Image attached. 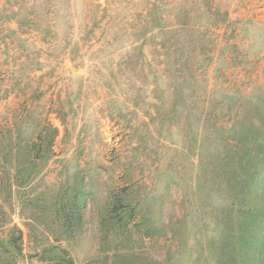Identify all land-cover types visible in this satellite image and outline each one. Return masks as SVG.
<instances>
[{
  "label": "rangeland",
  "instance_id": "rangeland-1",
  "mask_svg": "<svg viewBox=\"0 0 264 264\" xmlns=\"http://www.w3.org/2000/svg\"><path fill=\"white\" fill-rule=\"evenodd\" d=\"M126 1L48 0L49 9L61 15L52 19L54 35H46L44 40L39 30L43 23L18 26L11 19L10 10L18 9V0H0V240L12 235L18 238L22 258L15 264H50L56 255L49 249L51 244L66 251L65 256L72 260L66 264H112L114 259L117 264H216L222 243L211 213L219 214L218 200L229 188L219 183L221 176H213L211 158L223 143L215 141L204 152L211 151L212 156L200 162L196 150L187 151L182 133L170 143L153 137L151 129L147 137L150 151L130 150L138 131L128 128L119 114V107L129 108L130 103L116 88L114 93L106 90L99 77L109 58L117 61L130 49V37L113 40L114 27L129 29L145 23L138 15L145 1ZM181 2L167 0L169 14ZM209 3L227 12L229 22L206 24L217 39L209 49L210 63L197 74L199 83L214 100L222 99V94L233 98L223 105L229 107V117L216 108L218 123L250 126L261 132L264 0H200V9ZM25 8L21 6V12ZM37 10L42 11V6ZM203 13L200 24L207 19ZM64 14H68V26L63 23ZM224 37L227 45H223ZM151 50V45L144 44L145 54ZM144 92L149 98L147 90ZM137 112L141 116L140 109ZM171 120V125L182 123L177 114ZM19 121L24 144L36 137L42 124L57 129L52 154L31 183V191L16 185L15 156L19 162L25 157L22 148L12 143L16 140L14 125ZM135 123L133 119L131 124ZM231 134L226 133L229 142L234 139ZM252 136L250 132L248 137ZM132 156L144 164L129 171L119 165ZM76 168L84 174L85 204L79 218L65 220L55 211L54 189ZM256 170L248 188L264 200L263 160ZM124 172L133 175L132 189L126 187L127 177H119ZM214 178L218 180L215 186ZM204 181L208 185L203 187L200 183ZM123 192L131 193L129 199L141 197L142 205L126 222L116 223L107 213L113 195ZM65 198L67 195L62 202L67 206L71 201ZM232 222L234 236L225 240L224 252L234 248L236 264H264V229L251 237L236 232L235 218Z\"/></svg>",
  "mask_w": 264,
  "mask_h": 264
},
{
  "label": "trees",
  "instance_id": "trees-1",
  "mask_svg": "<svg viewBox=\"0 0 264 264\" xmlns=\"http://www.w3.org/2000/svg\"><path fill=\"white\" fill-rule=\"evenodd\" d=\"M18 1L20 2L18 9L10 10V17L18 26H38L35 22L37 21L43 23V27L41 26L39 30L44 33V40L46 35H54L55 31H51L50 26L54 24L52 19H59L60 11L50 10L48 0ZM144 1L145 5L138 15L145 23L141 26H130L129 29L125 26L114 27L113 40L119 42L121 39L125 40L130 37L128 39L130 49H127L117 61L109 58L106 70L101 71L99 77L101 80L104 79L102 85L106 90L114 93L116 88L124 95V101L130 103L129 108L122 107V109H127L124 112L119 107V114L124 118L127 127L133 132L138 131L139 137L136 138V143L130 146V150L150 151L147 146V137L150 135V130L154 129L153 137H163L170 143H175L182 133L180 138L185 142L187 151L195 152L196 150L200 156V162L214 153L211 158L214 168L213 176H216L215 178L221 176L219 183L229 188L228 194L218 200L217 206L221 204L222 207L219 208V214L211 213L217 224L216 229L219 233L217 237L222 243L219 245L220 250L217 251L216 264H236L234 248H229L224 252L225 240L234 236L232 233L233 218H235L236 232L242 235L246 233V235L256 237L261 235L257 232L264 229V200H260L262 197L248 188L252 181L251 177L257 175V164L264 161V130L261 129L259 132L258 128L250 126L240 127L235 123L225 126L218 123L216 108L222 116L228 114L229 117V107L223 105L228 103L226 100L230 101L233 98L222 94V99H212L211 96L206 95L205 87H202L198 80L199 75L197 74L203 71L211 61L209 49L217 39V35L209 30L208 25L216 21L227 24L229 22L227 12L220 11L217 7L212 8L211 3L207 4L204 9H200V0H182L176 8L173 7V12L169 14L167 0ZM21 6L22 9L23 6L26 7L22 12ZM37 6H42V11L38 12ZM125 10H128L127 7ZM204 10H206L205 13H203ZM200 13L207 18L201 24ZM63 17L64 25L68 26V14H64ZM227 41L228 38L224 37L223 45H227ZM144 44L152 46L149 55L143 51ZM146 90L149 98H145L144 91ZM76 94L77 92L74 96ZM197 103L202 105L199 106ZM138 109L141 111V116H137ZM182 109L185 110L184 113ZM256 112L259 113L257 110ZM261 112L264 110L261 109ZM175 113L182 119V123L180 125L177 123L176 126L171 125V119L176 115ZM133 119L136 121L135 124H131ZM200 124H202V131H200ZM21 125V121L14 125L16 140L12 142L13 145L18 146L17 149L22 148L25 154L20 162L15 156L16 163L18 162L16 185L19 189L27 187L29 189L34 178L52 154L51 145L57 129L51 125L42 124L37 130L36 137L30 138L24 144ZM152 125L153 128H151ZM229 132L232 133L229 137H234L231 142L226 137V133ZM250 132L253 134L252 138L248 137ZM217 140L223 143L220 145L221 148H217L213 153L210 151V154H204L211 145H215ZM248 142L251 144L250 148ZM251 155H253L252 159L248 157ZM112 162L117 163V160ZM142 162H138L132 156L124 163L119 162V165L129 171L138 165H143L144 162ZM237 164H239V169ZM243 169H247V172ZM79 171L80 169L76 168L70 175V180L66 175L67 177L60 181L54 189L57 202L55 211L60 213L65 220L70 217L79 218L81 208L85 204L87 191L84 187V174ZM120 175L121 178H128L129 182L126 183V187L132 189L135 184L133 175L126 174V172ZM215 178L212 180L213 185L218 182V180L214 181ZM200 185L207 186L208 182H201ZM241 192L246 194L248 192V196L241 195ZM206 194H202L204 198ZM64 195H67L65 199L71 201L67 206L62 202ZM130 195L131 193L127 192L113 195L107 215L113 218L114 222L119 223L121 220L126 222L134 215V210L142 205L138 201L142 199L141 197L129 199ZM207 195L209 196V193ZM233 200L236 204L232 203ZM232 214L235 216L233 217ZM100 219L102 221L104 217ZM0 225H2V220H0ZM18 241V238L13 235L4 239L5 246H0V264H15L17 258H22ZM49 249L55 250L56 254L50 258V264L71 263V258L65 256V250L58 249L54 244H51ZM115 255V257L120 256ZM112 264H117V261L114 259Z\"/></svg>",
  "mask_w": 264,
  "mask_h": 264
},
{
  "label": "water",
  "instance_id": "water-1",
  "mask_svg": "<svg viewBox=\"0 0 264 264\" xmlns=\"http://www.w3.org/2000/svg\"><path fill=\"white\" fill-rule=\"evenodd\" d=\"M0 245H1V246H5V243H4L3 240H0Z\"/></svg>",
  "mask_w": 264,
  "mask_h": 264
}]
</instances>
